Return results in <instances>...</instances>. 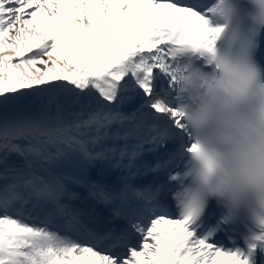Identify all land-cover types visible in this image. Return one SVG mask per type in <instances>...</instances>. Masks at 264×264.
Listing matches in <instances>:
<instances>
[{
    "label": "snow or ice",
    "instance_id": "6c2138e0",
    "mask_svg": "<svg viewBox=\"0 0 264 264\" xmlns=\"http://www.w3.org/2000/svg\"><path fill=\"white\" fill-rule=\"evenodd\" d=\"M214 0H0V264H250L264 239L225 251L178 210L171 179L193 147L178 113L174 70L212 52ZM99 99L92 107L89 97ZM139 98L130 113L126 103ZM86 103L89 111L61 115ZM55 107V114L52 109ZM111 141V143H109ZM147 146V147H146ZM163 160L143 170L144 152ZM13 155L18 162H10ZM166 180L138 186L175 161ZM108 162L119 188L56 169ZM111 205L122 228L99 229L73 210L69 184ZM169 192L172 204L161 201ZM126 210V211H125Z\"/></svg>",
    "mask_w": 264,
    "mask_h": 264
},
{
    "label": "clouds",
    "instance_id": "9594fccd",
    "mask_svg": "<svg viewBox=\"0 0 264 264\" xmlns=\"http://www.w3.org/2000/svg\"><path fill=\"white\" fill-rule=\"evenodd\" d=\"M210 23L219 29L212 52L174 70L178 113L194 146L171 177L172 197L194 225L212 199L225 221L243 212L255 229L251 245L264 239V65L256 58L264 0H214Z\"/></svg>",
    "mask_w": 264,
    "mask_h": 264
},
{
    "label": "bare ground",
    "instance_id": "6f19581e",
    "mask_svg": "<svg viewBox=\"0 0 264 264\" xmlns=\"http://www.w3.org/2000/svg\"><path fill=\"white\" fill-rule=\"evenodd\" d=\"M89 99H90V97H89ZM92 107H94V106H92ZM37 109H38V104L32 105V106H29L27 104H20V105L12 106L10 108L0 109V111L11 110V111H14L16 114L18 112L33 113V112H36ZM79 110H83V111L87 112L90 109L86 103H81L79 105L72 104L71 106L63 107L61 110V115L63 116L64 119L71 120L73 118L71 115L72 112L79 111ZM55 111H56L55 107H53L52 114H55ZM109 143H111V141ZM88 174L90 175V179L99 180L101 182V184H106L109 187L113 186L111 184V181L115 182L117 185H121L122 181L118 178L124 176L123 171L113 170L111 168L110 163L102 162V161H96L92 167L88 168ZM84 195L85 194L83 193L80 201H84V198H83ZM97 205H98V208L100 209V212L102 209H105V211L108 212V209H109L108 205H104V204H100V203H97Z\"/></svg>",
    "mask_w": 264,
    "mask_h": 264
},
{
    "label": "rangeland",
    "instance_id": "374dc122",
    "mask_svg": "<svg viewBox=\"0 0 264 264\" xmlns=\"http://www.w3.org/2000/svg\"><path fill=\"white\" fill-rule=\"evenodd\" d=\"M13 115H15L14 111L2 110V111H0V120H3L4 118H7V117H11ZM11 159H13V158L10 157V161H11ZM57 169H58V171L65 172L69 175L79 176V177H83L84 179H86V169L87 168H83L81 166V164L76 162V161H73V162L67 163V164H61V166ZM82 174H84V175H82ZM75 189L78 190V188H75ZM82 189L83 188L79 189V192H80V190L82 191ZM71 192H72V189H71Z\"/></svg>",
    "mask_w": 264,
    "mask_h": 264
},
{
    "label": "trees",
    "instance_id": "16d2710c",
    "mask_svg": "<svg viewBox=\"0 0 264 264\" xmlns=\"http://www.w3.org/2000/svg\"><path fill=\"white\" fill-rule=\"evenodd\" d=\"M12 158H13V159H11V162H18V161H20V159H21L20 157L15 156V155H13Z\"/></svg>",
    "mask_w": 264,
    "mask_h": 264
}]
</instances>
